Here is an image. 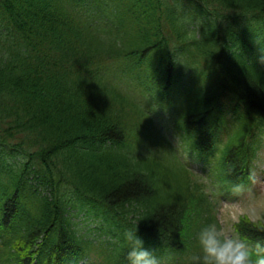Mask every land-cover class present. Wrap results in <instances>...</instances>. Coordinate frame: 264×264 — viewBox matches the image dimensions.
<instances>
[{
    "label": "trees",
    "instance_id": "obj_1",
    "mask_svg": "<svg viewBox=\"0 0 264 264\" xmlns=\"http://www.w3.org/2000/svg\"><path fill=\"white\" fill-rule=\"evenodd\" d=\"M260 126L264 0H0V264H127L137 217L183 253L208 204L180 150L242 177Z\"/></svg>",
    "mask_w": 264,
    "mask_h": 264
},
{
    "label": "clouds",
    "instance_id": "obj_2",
    "mask_svg": "<svg viewBox=\"0 0 264 264\" xmlns=\"http://www.w3.org/2000/svg\"><path fill=\"white\" fill-rule=\"evenodd\" d=\"M177 23L190 38L202 36V18L179 11ZM194 171L209 208L195 231V249L163 255L145 247L138 235L142 218L137 217L123 232L127 264H264V175L252 171L246 180L226 183ZM243 225L257 233L256 238L243 235Z\"/></svg>",
    "mask_w": 264,
    "mask_h": 264
},
{
    "label": "rangeland",
    "instance_id": "obj_3",
    "mask_svg": "<svg viewBox=\"0 0 264 264\" xmlns=\"http://www.w3.org/2000/svg\"><path fill=\"white\" fill-rule=\"evenodd\" d=\"M258 166H257V174L258 175H264V152L263 154L261 155V157L259 158L258 160ZM258 169L260 170V172L258 171Z\"/></svg>",
    "mask_w": 264,
    "mask_h": 264
}]
</instances>
